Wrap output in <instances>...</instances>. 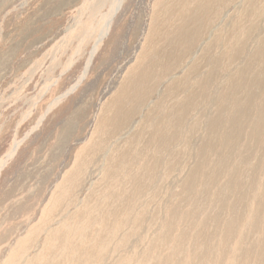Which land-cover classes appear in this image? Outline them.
Wrapping results in <instances>:
<instances>
[{"label":"bare ground","instance_id":"6f19581e","mask_svg":"<svg viewBox=\"0 0 264 264\" xmlns=\"http://www.w3.org/2000/svg\"><path fill=\"white\" fill-rule=\"evenodd\" d=\"M190 3L194 7L183 8L186 12L185 19L182 17L184 23L177 18L180 22L175 25L177 28L165 24L163 37L168 29H172L170 33L173 31V34L169 33L170 37L160 41L155 55L156 61H164L170 48L169 56L176 63L173 62L172 75L167 76L168 72L166 75L165 81H170L169 85L163 90L153 87L154 75L151 74L159 76L157 80L164 74L160 73L162 69L158 71V66L156 69L148 64L142 66L133 78L136 83L127 93L126 100L134 102L141 101L146 95L157 93L159 96L150 111V125L145 120L147 126H151L150 130L141 132L145 129V122L140 124L142 121H136V135L143 138L146 135V141H142L147 146L146 151L155 147L153 152L149 150L146 153L145 164H140L146 169L144 167L145 170L139 173L131 170L144 155L140 148L133 154L136 161L129 160L133 155L125 153L124 149L128 148L127 145L133 146L135 140L131 136L127 138L126 134L116 143L120 145L114 148L120 152L111 151L115 160L119 162L121 159L118 165L117 161L112 167L109 163L113 161L101 164L109 155L101 150H107L104 147L108 145L107 140L92 148L93 151H103V154L98 152L97 156H90L93 160L83 158L87 156L85 152L91 153L90 148L77 152L73 163L68 165L67 174L64 173L63 181L48 199L52 211L47 209L45 211L48 212L42 214L45 217L41 215L44 225H36L29 235L19 239L18 248L13 250L7 264H223L225 260H218L219 252L224 257L231 254L237 258L224 264H247L250 259H255L253 250L242 245L248 241L250 229L242 236L238 234L240 237L235 239L236 243H233L236 236L233 229L242 225L243 214L248 216L250 207L253 213L261 199L253 191L257 189L256 182H251L250 189L245 191V175L242 173L244 179L240 175L251 152L264 157V149L257 147L264 139L254 134L255 129L264 128V16L252 19L251 9L245 4L241 14L228 21L220 16L225 11L222 0H191L187 5ZM251 22L254 24L250 26ZM196 23L198 27H194ZM110 24L108 21L104 26L100 40L108 33ZM204 33L210 36L207 39L209 43L199 54L196 43ZM182 64L183 69L193 71L191 75H185L187 80L175 79L178 75L175 72ZM142 87H149V90H141ZM114 106L117 114L125 109L116 102ZM109 113L103 116L100 127L114 132L116 138L123 134V127L129 125L134 112L118 118H115V113L114 118ZM156 114L161 121L154 119ZM76 117L72 116L67 121L56 144L49 146L51 155L59 148L61 151L62 145L70 141V132L77 126ZM119 128L121 133L116 134ZM243 144L248 146L242 148ZM235 157L238 161L231 171ZM43 162L44 159L35 161L34 166L23 173L24 181L15 187L20 195L17 200H13V190L7 192L10 204L0 220V227L7 219H18L20 214L31 210L34 204L31 198L36 187L43 186L50 177L36 172L37 166ZM98 171H101V179L96 175ZM111 171L113 174L110 176ZM94 175L100 180L95 181ZM128 175L132 177L127 178ZM147 175V183H144ZM115 176H118L117 180ZM32 180L36 181L32 186L25 185ZM89 183L93 185L88 194L81 195ZM216 187L215 201L214 197L212 200V191ZM99 192L103 196L98 197ZM197 192L204 195L201 202ZM245 204L248 208L243 210V214L232 208ZM258 214L261 215L260 212ZM19 226L9 227L8 235H14ZM222 229L224 237L220 234ZM258 254L264 262V248Z\"/></svg>","mask_w":264,"mask_h":264},{"label":"rangeland","instance_id":"374dc122","mask_svg":"<svg viewBox=\"0 0 264 264\" xmlns=\"http://www.w3.org/2000/svg\"><path fill=\"white\" fill-rule=\"evenodd\" d=\"M190 1L181 0L182 3L179 4L178 0H0V220L10 204L6 198L7 192L13 190L15 193L13 200H17L19 190L16 191L15 187L24 181V174L34 166L35 161L44 159V162H47L48 160L47 165L43 162L44 166L43 164L40 165L41 167L37 166L36 172L50 176L43 182V186L36 187L35 195L31 198L35 205H32L31 210L20 214L18 219H7L0 227V264L8 263L13 250L18 248L19 239L29 235L30 230L36 228V225H44L43 217L45 215L42 214L48 212L45 210H50L51 206L48 199L51 198L57 185L63 181L64 173L73 163L77 152L84 148L92 150L107 140L108 145L104 146L107 147V150L101 149L106 152L100 149L92 150L93 152L89 150L91 153L85 152L87 156H83V158L87 157L84 160L88 161V158L93 160L98 152L109 153L106 159L100 160V162L107 165L113 161L109 163L112 167L114 161L118 162L113 154L116 151L120 152V150H114L120 145L116 143L126 134L127 138L131 136L135 141L133 146L127 145L128 148H125L124 152L133 155L141 148L144 157H140L137 164H142V166L145 164L146 153L149 150L153 152L155 147L146 151L147 146L142 142L146 141V135L144 138L140 134L136 135L135 131L138 128L136 121L138 123L142 121L140 124L144 122L146 124L147 121V124L150 125L151 122H148L150 111L159 96L157 93L152 96L146 95L141 101L134 102L126 100L127 93L136 83L133 78L136 77L142 66L145 67L148 64L156 69L158 66V71L162 69L160 73L164 74L159 80H157L159 76L151 74L154 75L151 82L153 87L156 86L155 88L163 90L169 85L170 81L166 82L165 79L172 75L173 71L171 70L176 63L169 56L170 48L167 49L164 61H156L155 55L160 47V41L163 42L173 34V31L170 33L172 29H168L163 37L162 30L165 29V24L177 26L180 22L184 23L186 12L183 11V8L194 7L193 3L187 5ZM225 1L222 0L225 11L220 15L221 18L224 17L223 20L228 19L229 21L238 17L245 4H248L247 6L251 9L252 19L254 16L255 18L264 16V0H227L230 1L229 3H225ZM177 18H180V22H177ZM108 21L111 22L109 31L100 40L99 37ZM252 22L249 24L250 26L254 24ZM262 23L264 24V20ZM243 25L249 27V25ZM194 27H198V24L196 23ZM209 37L204 33L199 38L196 43V52L199 50V54H201L205 51ZM256 66L259 65H255V68ZM181 67L175 72L178 74L175 79H186L185 75H191L190 73L193 72L183 69L184 64ZM158 81H160L159 84ZM146 89L149 90V87ZM146 89L142 87L141 90ZM115 102L125 108L124 110L122 108L121 114L115 113ZM107 112H110L109 116H113V118L114 113L116 114L115 118H118L134 112L129 125L123 127L125 130L123 134L120 128L116 131V134L119 131L122 134H118L116 138L113 135L114 132H109L106 127H100L101 120ZM76 115L78 116L76 117L77 126L70 132L71 135L68 137L70 141L62 145L61 151L59 148L58 151L52 152L54 155L57 153L54 157L49 152V146L52 143L56 144L57 137L67 125V121ZM156 115H154V119L158 122L161 121L159 114L158 117ZM144 124L145 129H141V132L150 130L151 126ZM245 132L248 133L246 128ZM254 134L262 136L264 139V128L255 129ZM140 136L143 139H139ZM94 138H96L95 141ZM263 142L264 140L257 146L261 150L264 149ZM245 146L248 145L243 144L242 148ZM112 148L113 150H111ZM240 151L237 152V156ZM262 152L264 154V150ZM117 157L120 159L119 156ZM133 157L134 155L130 156L129 160L134 161L136 157ZM234 159L235 161L230 167L231 171L234 170L238 157ZM119 163H121V159L117 165ZM137 164L133 165L132 171L136 170L139 173L146 169V166L143 169L144 167ZM115 166H113V171L116 169ZM244 168L240 178H245L243 183L245 191L250 189L248 187L250 184L256 182L257 189H253V191H256L261 199L254 207L253 213L250 207L251 212L248 213V216L243 214V210L248 208V204L243 207L238 205V207H232L237 213L242 211L241 214L244 217L242 225L233 229L236 233L233 243H236L235 239L250 229V240L248 239L242 245L245 248L250 247L256 256L255 259H250L247 264H258L263 262L258 253L264 248V157L262 158L257 152H251L249 158L246 159ZM113 171L110 172V176ZM231 171H228V174ZM98 172L100 174L96 172V175L101 179V171ZM242 173L245 175L244 178ZM97 176L94 175L93 178L96 179ZM117 177L114 178L117 180ZM131 177L132 175L127 176V178ZM98 178L95 181L100 180ZM120 179L121 176L118 180ZM147 179H144V183H147ZM34 180L25 185L32 186L31 184L36 182ZM92 185L91 183L85 185L81 195L88 194ZM217 189L216 187L214 192L212 191V200L214 197L215 201L217 200L215 198ZM146 190L144 194H146ZM196 194L201 202L204 195L201 196L199 192ZM97 195L98 197L99 195L103 196V193L99 192ZM95 197L98 199L97 196ZM259 212L261 215L258 214ZM31 217V221H27ZM16 225H20L16 233L8 235V228ZM223 232L224 229L220 234L224 237ZM4 235H6V239H4ZM33 253H30V256ZM219 254L217 253L218 260L220 262L225 260L223 264L229 259H237L233 255L230 256L231 254H227L229 257L222 256L221 252Z\"/></svg>","mask_w":264,"mask_h":264}]
</instances>
